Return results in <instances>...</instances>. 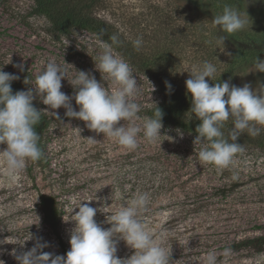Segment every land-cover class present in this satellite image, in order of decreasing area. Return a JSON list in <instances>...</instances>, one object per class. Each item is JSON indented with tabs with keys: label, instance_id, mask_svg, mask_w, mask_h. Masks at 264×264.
<instances>
[{
	"label": "rangeland",
	"instance_id": "1",
	"mask_svg": "<svg viewBox=\"0 0 264 264\" xmlns=\"http://www.w3.org/2000/svg\"><path fill=\"white\" fill-rule=\"evenodd\" d=\"M206 3L211 7L196 8L185 0H97L92 15L109 24L131 50L148 56L167 53L160 66L180 74L185 84L189 72L205 61L216 67L217 74L232 69L233 46L212 23L225 6L245 14L247 24L238 36L264 41V0ZM31 7V0H0V67L17 73L21 67L14 65L22 66L31 73L34 97L51 116L45 140L47 167L28 162L15 179H9L0 160V264H18L16 256L44 242L48 246L43 252L66 256L75 227L73 215L79 210L74 208L81 201L97 208L94 219L106 229L111 227L107 217L141 193L149 194V203L139 218L170 255L169 264H206L209 252L217 255L218 264H264V252L232 248L244 237L264 234V145H244L232 167L217 171L199 161L201 144L183 130L164 126L161 133L167 136L157 143L148 142L141 132L137 148L129 151L115 138L89 129L86 122L67 117L63 107L50 109L34 87L48 62L66 70L61 91L69 96L76 92L71 82L77 71L95 76L110 93L118 85L110 78L103 80L105 74L97 69L102 54L94 43L98 35L75 29L68 36L55 37L44 17L30 14ZM219 37H224L223 43ZM137 38L143 41L139 50L133 46ZM126 61L140 85L139 95L132 99L141 106V119L120 121V125L142 127L146 110L160 100V90L153 79ZM230 83L259 90L264 73L252 64L237 69ZM71 104L79 110L74 99ZM258 127L264 132V126ZM4 148L0 145V150ZM223 187L226 196L220 194ZM39 194L52 195L59 202L58 236L43 222ZM117 248L121 259L135 251L123 240ZM225 248L231 249L228 257L223 255Z\"/></svg>",
	"mask_w": 264,
	"mask_h": 264
},
{
	"label": "clouds",
	"instance_id": "2",
	"mask_svg": "<svg viewBox=\"0 0 264 264\" xmlns=\"http://www.w3.org/2000/svg\"><path fill=\"white\" fill-rule=\"evenodd\" d=\"M212 23L230 36L244 30L247 19L238 9L225 6ZM110 40L111 43H107L98 35L94 41L102 49L96 68L105 74L103 80L110 78L118 85L115 91L110 93L90 73L77 71L76 79L71 82L76 92L74 97L69 96L61 91L62 80L67 78L66 70L55 62H48L45 70L36 77V93L50 109L63 107L67 117L86 122L89 129L115 138L120 146L129 151L137 148V136L141 132L148 142H160L161 137L167 135L161 133L163 112L157 104L153 116L143 118L142 127L120 125V121L141 119V106L132 99L139 95L140 85L130 64L113 47L121 43L119 37L112 35ZM219 40L223 43L224 37H219ZM142 43V38H137L133 46L139 50ZM14 67L23 70L22 66ZM254 69L264 73V59L256 56ZM215 72L216 67L205 61L189 72L190 78L185 84L191 96L190 111L200 121L195 138V143L201 144L198 159L222 171L232 167L237 154L244 151L237 142L240 136L247 132L256 137L261 132L258 126H264V85L256 90L250 84L238 87L229 80L210 86L205 78L212 80ZM19 79L18 75L5 72L0 67V145H6L0 150V160L9 179H15L28 162H37L42 157L38 145L40 137L35 130L41 120V111L33 105L35 97L31 89L13 93L11 84ZM24 83H30L29 78L26 77ZM166 88L171 93L170 83L166 82ZM72 99L79 107L78 111L73 108ZM230 119L233 126L228 138H225L222 128ZM180 135L182 137L183 133ZM237 178L233 175L234 180ZM82 202L74 208L79 210L73 215L75 227L70 234V250L66 256L43 252L47 242L37 243L32 249L16 256L18 264H169L170 255L139 218L149 203L148 193L139 194L131 204L123 205L118 212L108 216L106 222L111 227L106 229L94 219L97 208ZM119 240L135 250L130 257L118 258ZM230 254L231 249L225 248L223 255L228 257ZM206 264H218L214 252L207 254Z\"/></svg>",
	"mask_w": 264,
	"mask_h": 264
},
{
	"label": "trees",
	"instance_id": "3",
	"mask_svg": "<svg viewBox=\"0 0 264 264\" xmlns=\"http://www.w3.org/2000/svg\"><path fill=\"white\" fill-rule=\"evenodd\" d=\"M97 0H31L32 15L42 16L48 23L50 33L55 37L68 36L75 29H83L91 31L92 33L99 35L107 43H111L110 37L117 35V32L106 22L99 20L92 15L93 5ZM189 4L198 8L200 6H208L206 0H185ZM211 7V4L209 5ZM206 8V7H205ZM237 32L232 35H227V41L233 46V55L231 65L232 69L229 72L223 74L214 73L212 80L205 78L210 86L215 83H222L229 81L233 78L234 73L238 69H246L249 65L254 64L255 57L263 59L264 57V41L256 38H249L242 34L241 37ZM119 37V36H118ZM120 44L118 47H113L117 50L122 57L128 60L133 66L141 69L145 75H148L153 79L160 90V100L153 106L146 110V116L152 117L157 106L163 112L162 123L166 127H173L183 130L196 138L198 135L196 128L200 121L195 118V115L191 113V96L187 93L186 84L181 82L180 74H173L168 69L161 67V61L167 56V53L161 51L157 54H141L133 51L128 45H124V41L119 37ZM168 58V57H167ZM16 74L20 77L19 80L13 81L11 84L13 93L21 90L31 89V73L26 70H20ZM29 78L28 84L24 83L25 78ZM166 82L172 85L171 93L166 88ZM34 95V94H33ZM34 107L41 111V120L38 125L35 126V130L39 134L38 145L42 151V157L37 162H32L36 167L44 169L47 167L46 156V136L51 123V116L47 114L41 108L40 102L34 98ZM233 126V121L230 119L226 122L222 131L225 138H228V134ZM242 146L246 144H260L264 145V132L261 130L260 134L256 137H252L245 132L240 136L237 141ZM228 188L232 187L227 185ZM220 194L226 196V188L223 187L220 190ZM38 205L40 207L43 222L51 229V231L58 236V228L60 225L61 212L59 202L52 195L39 194ZM234 250H252L257 253L264 252V234H259L252 237H244L232 244Z\"/></svg>",
	"mask_w": 264,
	"mask_h": 264
}]
</instances>
